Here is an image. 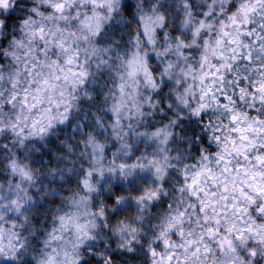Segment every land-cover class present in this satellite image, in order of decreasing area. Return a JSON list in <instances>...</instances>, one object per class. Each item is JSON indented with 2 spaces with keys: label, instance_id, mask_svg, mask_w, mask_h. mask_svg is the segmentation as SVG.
<instances>
[{
  "label": "clouds",
  "instance_id": "obj_1",
  "mask_svg": "<svg viewBox=\"0 0 264 264\" xmlns=\"http://www.w3.org/2000/svg\"><path fill=\"white\" fill-rule=\"evenodd\" d=\"M0 264H264V0H0Z\"/></svg>",
  "mask_w": 264,
  "mask_h": 264
}]
</instances>
